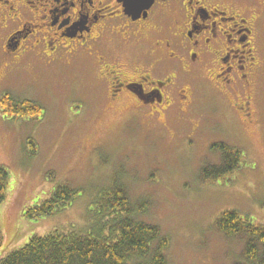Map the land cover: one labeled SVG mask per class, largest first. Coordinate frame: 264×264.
Listing matches in <instances>:
<instances>
[{"label":"rangeland","instance_id":"374dc122","mask_svg":"<svg viewBox=\"0 0 264 264\" xmlns=\"http://www.w3.org/2000/svg\"><path fill=\"white\" fill-rule=\"evenodd\" d=\"M7 62L0 55L2 86ZM58 64L26 57L14 64L0 90V99L6 92L45 109L38 118L12 117L0 105V166L10 172L0 205V258L34 234L87 227L98 193L118 181L132 202L149 201L141 218L170 238L167 264L239 262L244 242L225 237L215 220L231 209L264 224V74L255 88L254 122L234 109L233 94L221 97L203 81L185 113L175 108L140 121L126 105L97 103L94 76L85 67ZM217 142L243 157L224 180L205 182L199 170L220 162V153L211 149ZM64 183L80 190L70 206L37 220L24 216Z\"/></svg>","mask_w":264,"mask_h":264},{"label":"flooded vegetation","instance_id":"af4514ba","mask_svg":"<svg viewBox=\"0 0 264 264\" xmlns=\"http://www.w3.org/2000/svg\"><path fill=\"white\" fill-rule=\"evenodd\" d=\"M0 55V90L14 64L35 56L85 67L97 103L126 105L140 121L185 113L203 81L233 94L234 109L254 122L264 0H154L137 18L122 0H0Z\"/></svg>","mask_w":264,"mask_h":264},{"label":"trees","instance_id":"16d2710c","mask_svg":"<svg viewBox=\"0 0 264 264\" xmlns=\"http://www.w3.org/2000/svg\"><path fill=\"white\" fill-rule=\"evenodd\" d=\"M0 105L3 113L12 117L38 118L45 113L44 106L36 100L10 93L2 95ZM211 149L220 153V162L201 166L203 181L224 180L239 168L241 150L225 142L214 143ZM9 184L10 172L0 166V205L7 197ZM120 184L114 181L98 193L87 227L56 229L42 236L34 234L27 243L2 256L0 264H167L170 238L158 225L141 218L149 201L132 202ZM79 196L78 188L58 184L49 198L29 207L24 216L37 220L52 215L70 206ZM215 224L225 237H238L244 242L241 259L234 264H264V224L231 209L223 211ZM2 244L0 227V248Z\"/></svg>","mask_w":264,"mask_h":264},{"label":"water","instance_id":"95a60500","mask_svg":"<svg viewBox=\"0 0 264 264\" xmlns=\"http://www.w3.org/2000/svg\"><path fill=\"white\" fill-rule=\"evenodd\" d=\"M124 1L125 10L134 18L140 16L141 12L147 10L154 0H122Z\"/></svg>","mask_w":264,"mask_h":264}]
</instances>
